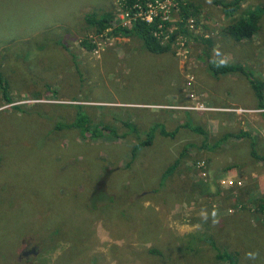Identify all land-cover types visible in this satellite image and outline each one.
I'll use <instances>...</instances> for the list:
<instances>
[{
	"label": "rangeland",
	"instance_id": "rangeland-1",
	"mask_svg": "<svg viewBox=\"0 0 264 264\" xmlns=\"http://www.w3.org/2000/svg\"><path fill=\"white\" fill-rule=\"evenodd\" d=\"M155 1L174 37L159 55L88 25V15L106 13L113 27L128 23L131 7L121 0H0L9 98L0 85V264H230L216 259L224 252L234 264H264V210L238 197L249 187V200L264 199V162L240 188L221 178L226 166L248 169L251 151L264 154V110L243 75L213 76L202 54L243 67L264 88V15L252 39L235 43L224 33L233 17L210 0H194L200 15L183 26V2ZM258 4L242 2L235 17ZM181 29L187 36L176 35ZM190 94L223 111L179 109ZM247 112L257 113V135L229 138L231 148L221 126L206 123ZM186 122L204 133L179 128ZM161 129L177 133L166 138ZM202 161L206 177L196 168Z\"/></svg>",
	"mask_w": 264,
	"mask_h": 264
},
{
	"label": "trees",
	"instance_id": "trees-1",
	"mask_svg": "<svg viewBox=\"0 0 264 264\" xmlns=\"http://www.w3.org/2000/svg\"><path fill=\"white\" fill-rule=\"evenodd\" d=\"M134 1H137V0H125V3L130 5ZM142 1H145V0H142ZM179 1L183 2L184 5L181 4V14H180V16L182 17L181 22H179V24L176 23V25L183 26L187 21L186 19L189 18L190 16L198 17L200 15L201 4L198 2H195L194 0H179ZM244 1L246 0H231V1L210 0L212 5H214L215 7H218L225 16L233 17L232 22L227 26L224 33L230 40H232L235 43H238L241 41H247V40L249 41L250 39H252L253 36L256 35L257 32L259 31L260 20L264 15V0H258L259 4L257 6H255L251 10L248 9L247 11H243V13H240L237 17H235V15L238 14V11L240 9L242 2ZM112 20H113L112 14L108 15V13L104 14V16L101 19H98L97 17H95L94 14H90L86 17V22L88 23L89 26L98 27L96 33H102V31H105L106 28H112V35L114 37H126V38L135 37L138 40H141L146 50L152 54L159 55V54L166 53L170 50L169 46L173 42L174 37L173 36L169 37L166 44L162 46L160 44V41L158 40V37L155 35V33L159 31L158 26L160 24V21L158 19H155L151 23H145L141 20H136L135 22H133L131 28H124L120 26L113 27ZM163 27H166V25ZM185 33H187L185 29L176 31V35L187 36L185 35ZM203 42L207 43V45H209L211 48L212 46L211 40L206 39ZM83 46L86 48H89L92 45L89 43H83ZM202 54L204 57L207 58L208 69L210 67V69L212 70L211 73L213 72V76L218 77V76L234 74V73H239L243 75L247 79V81L250 83L251 88L255 93V97L258 101L257 110H264V88H263L262 83L256 81L254 77L246 73L243 67L239 65L228 64V65L217 66L216 65L217 62L212 61L210 59L209 50H205V51L203 50ZM0 85H2L4 89V92L2 94L3 98H6L7 100H9L6 83L2 79H0ZM34 92L39 94L38 91H34ZM36 97L38 96L36 95ZM19 108L20 107H14L15 110H19ZM62 128H64L62 125H57V130H61ZM179 128L188 129L195 133L197 132L204 133L201 130H198V129L196 130L194 127L190 125L189 122L184 123ZM102 129L107 130L108 127L102 125ZM86 131L87 130H84L82 132H86ZM159 133L163 137L173 138L175 134L177 133V130L175 129L170 132V131H166L165 129H161L159 130ZM242 134L244 133L241 132L239 135L230 134L228 135V137L229 138H232V137L240 138L242 137ZM99 136L100 135L97 132H94L92 134V139L98 138ZM151 142H152V135L151 136L149 135L148 138L144 141V143L140 145H136L132 149L131 160L134 158V155L139 148ZM183 155L184 154L181 153L180 157L176 158L175 161L170 166H168V168L166 169L164 173L163 180H165L166 176H169L171 173H173L178 168L180 164V158L183 157ZM252 156L257 162L259 161L264 162V154L259 155L253 152ZM251 194H252V191L250 190L249 187H247L244 189V191L242 190V192H240L238 197L241 198L242 196V199H246L248 201V204L249 203H251L250 205L257 204L258 206L257 208L261 209V211L264 210V207H263L264 199L261 197L256 200L254 198L249 200L248 196H251ZM232 197H233V192L231 191L228 192L224 196V200L227 202L226 204H228V202L232 199ZM216 259L218 261H222V260H226L227 262L229 261L230 264L235 263L233 255H230L227 252L218 253L216 256Z\"/></svg>",
	"mask_w": 264,
	"mask_h": 264
},
{
	"label": "built area",
	"instance_id": "built-area-1",
	"mask_svg": "<svg viewBox=\"0 0 264 264\" xmlns=\"http://www.w3.org/2000/svg\"><path fill=\"white\" fill-rule=\"evenodd\" d=\"M155 0L151 1H136L132 4H126L125 0H121V6L123 7H131V14L128 23L122 24L124 27H131L133 22L136 20H142L147 23H151L155 19H158L160 21V24L158 26L159 31L155 33V35L158 37V39L163 38V41H166L170 34L172 33L171 25L169 23V20L162 15L161 9H159V3ZM154 2V3H153ZM166 27H163L165 26ZM163 29V30H161ZM186 54L187 52L184 51ZM193 82V78H188L187 86H191ZM189 99L192 101L190 105L187 107H179V109H185V110H193V111H200V112H209V111H215L216 109L210 108L205 106L202 102H200L197 97L194 94L189 95ZM196 168L199 170L200 175L202 177H206L205 172V164L204 162H198L196 164ZM224 184H226L229 187H241L242 184L240 181H233L232 179H227L224 181Z\"/></svg>",
	"mask_w": 264,
	"mask_h": 264
},
{
	"label": "crops",
	"instance_id": "crops-1",
	"mask_svg": "<svg viewBox=\"0 0 264 264\" xmlns=\"http://www.w3.org/2000/svg\"><path fill=\"white\" fill-rule=\"evenodd\" d=\"M207 105H210V104L207 103ZM210 106H212V105H210ZM192 113H196V112H192ZM196 114L197 115H203V114H199V113H196ZM229 121H233L232 125ZM201 122L205 123V121H202V120H201ZM206 123H208V125L212 126V128H213V125H215L216 128H219L218 126H221L222 130L225 132L224 135H226V136H228L230 134L239 135L241 133V132H239V130L237 133H234V132L228 130L230 127H234V126H238L242 130V132H244V133H247V132H249L250 129H252V133H254L253 134L254 137L257 135V113H248L247 112V113L243 114L242 116H237V117L227 115L225 117L207 120ZM210 134L212 137L214 136L212 130L210 131ZM261 141H262L263 146H264V139L261 138ZM227 144H228V148H231L229 145L230 144L229 137H228V143ZM234 145L235 146L237 145L236 142L234 143ZM252 153H253V151L250 152L251 162H249L250 167L248 169L244 170V168H242L241 166H232V168H231V166L229 165V166H226L224 168L226 173L224 175H221V178L222 177H228V178L233 179L235 181H240L243 185V181H242L243 178L245 180L251 181L250 177H257V173H258V172H256L257 171V161L253 158ZM228 157L229 158L231 157L230 153L228 154ZM260 162L261 161H259V163ZM239 167L242 168V171L239 169ZM250 169H255V170H253L251 172V174L246 175ZM212 207H213V205H212ZM241 214H243L242 216H245L247 218L248 224H249V219H248L247 214L246 213H241ZM237 215H240V214H237Z\"/></svg>",
	"mask_w": 264,
	"mask_h": 264
},
{
	"label": "clouds",
	"instance_id": "clouds-1",
	"mask_svg": "<svg viewBox=\"0 0 264 264\" xmlns=\"http://www.w3.org/2000/svg\"><path fill=\"white\" fill-rule=\"evenodd\" d=\"M142 21V20H141ZM143 22H145V21H143ZM145 23H147V22H145ZM120 27H124V26H122V25H119ZM124 28H131V27H124ZM106 30H110V35L111 36H113L112 35V28H106L105 29V31ZM105 31H102V33H104ZM99 34H101V33H99ZM114 37V36H113ZM159 41H160V44L163 42V45L162 46H164L165 44H166V42H167V40L166 41H163V38H161V39H158ZM82 43H84V42H82ZM172 44V43H171ZM169 49H170V46H169ZM193 78V82H194V77H192ZM198 99V98H197ZM200 102H202L200 99H198ZM203 103V102H202ZM204 104V103H203ZM205 105V104H204ZM188 105H186L185 107H187ZM206 106V105H205ZM207 107H210V106H207ZM166 108V107H165ZM210 108H213V107H210ZM214 109H216L215 111H220V110H222V109H217V108H214ZM185 110V109H184ZM186 111H189V112H196V113H200V111H193V110H186ZM223 111V110H222ZM239 111H241V110H239ZM209 112H213V111H209ZM202 162H204V161H202ZM204 164H205V172H206V163L204 162ZM228 179H230V178H228ZM233 180V179H232ZM233 181H235V180H233ZM234 188H239V187H234ZM249 255H252V254H249Z\"/></svg>",
	"mask_w": 264,
	"mask_h": 264
},
{
	"label": "water",
	"instance_id": "water-1",
	"mask_svg": "<svg viewBox=\"0 0 264 264\" xmlns=\"http://www.w3.org/2000/svg\"><path fill=\"white\" fill-rule=\"evenodd\" d=\"M23 252V251H22ZM21 252V253H22ZM24 256H29L30 254H35V247H33L30 251H28V252H23L22 253Z\"/></svg>",
	"mask_w": 264,
	"mask_h": 264
},
{
	"label": "flooded vegetation",
	"instance_id": "flooded-vegetation-1",
	"mask_svg": "<svg viewBox=\"0 0 264 264\" xmlns=\"http://www.w3.org/2000/svg\"><path fill=\"white\" fill-rule=\"evenodd\" d=\"M30 250H31V248L27 249L26 252H28V251H30ZM22 256H24V255L22 254ZM24 257H26V256H24Z\"/></svg>",
	"mask_w": 264,
	"mask_h": 264
},
{
	"label": "bare ground",
	"instance_id": "bare-ground-1",
	"mask_svg": "<svg viewBox=\"0 0 264 264\" xmlns=\"http://www.w3.org/2000/svg\"><path fill=\"white\" fill-rule=\"evenodd\" d=\"M261 112L263 111V110H260Z\"/></svg>",
	"mask_w": 264,
	"mask_h": 264
}]
</instances>
